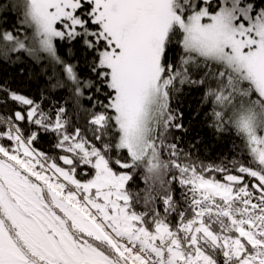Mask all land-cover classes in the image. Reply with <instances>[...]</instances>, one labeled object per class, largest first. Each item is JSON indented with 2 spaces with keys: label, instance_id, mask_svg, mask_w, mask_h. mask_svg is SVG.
Returning a JSON list of instances; mask_svg holds the SVG:
<instances>
[{
  "label": "snow or ice",
  "instance_id": "obj_1",
  "mask_svg": "<svg viewBox=\"0 0 264 264\" xmlns=\"http://www.w3.org/2000/svg\"><path fill=\"white\" fill-rule=\"evenodd\" d=\"M3 13L18 19L0 20V63L30 60L45 88L0 84V264H264V0H0ZM185 86L242 159L181 146Z\"/></svg>",
  "mask_w": 264,
  "mask_h": 264
},
{
  "label": "trees",
  "instance_id": "obj_2",
  "mask_svg": "<svg viewBox=\"0 0 264 264\" xmlns=\"http://www.w3.org/2000/svg\"><path fill=\"white\" fill-rule=\"evenodd\" d=\"M17 19L18 17L15 13L0 14V20L7 21L4 27L13 25ZM63 47L64 46L61 45V48ZM21 69H23V71H21ZM38 73V67L30 60L25 59V62L16 65L0 63V84H5L13 90L38 98L40 90L45 88V81ZM203 91L202 88L185 86L178 96V102L175 106L184 113V123L185 126L189 128V131L183 135L181 146L188 150L189 145L194 144L195 149L191 150L193 155L199 157L204 163H220L222 160L226 163L232 158L242 159L243 156L240 154L239 147H234V145L240 146L242 140L236 135L234 129L219 134L207 127L200 117L194 118V113L202 108ZM45 94L49 95L47 91ZM59 99L60 97L57 94H51V100L58 101ZM46 103L48 106H51L50 101H46ZM84 103L86 106H90L87 101ZM0 111H3V109H0ZM36 147L46 152L52 151L47 138L41 140ZM121 155H123V153H121ZM79 171L80 170H78V172ZM91 174L90 171L89 176H91ZM128 187L132 191L143 190L145 185L142 170L137 171L133 181L129 182ZM173 188L175 191H179L177 185L173 184ZM136 208L138 211L143 210L142 205H136ZM170 220L174 223L175 216L170 217Z\"/></svg>",
  "mask_w": 264,
  "mask_h": 264
},
{
  "label": "rangeland",
  "instance_id": "obj_3",
  "mask_svg": "<svg viewBox=\"0 0 264 264\" xmlns=\"http://www.w3.org/2000/svg\"><path fill=\"white\" fill-rule=\"evenodd\" d=\"M89 178H90V176H89Z\"/></svg>",
  "mask_w": 264,
  "mask_h": 264
}]
</instances>
